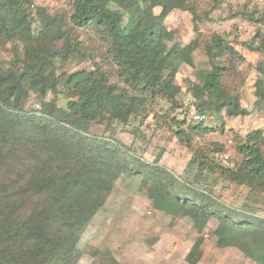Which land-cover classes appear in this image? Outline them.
Wrapping results in <instances>:
<instances>
[{"label":"trees","instance_id":"1","mask_svg":"<svg viewBox=\"0 0 264 264\" xmlns=\"http://www.w3.org/2000/svg\"><path fill=\"white\" fill-rule=\"evenodd\" d=\"M69 1V11L49 13L32 0H0V47L9 43L12 54L9 61L0 63V172L6 154L3 148L8 145L30 146L28 151L40 163L23 185L11 189V195L2 193L0 186V264H74L82 231L123 174L140 178L156 210L189 217L198 232L215 214L216 245L236 247L264 264V219L238 218L218 209L205 195L208 199L187 195L185 190H194L185 185L176 191L172 189L174 177L165 167L138 161L123 145L102 142L87 133L93 123H126L143 111L147 98L153 101L158 94L177 105L181 86L175 76L182 64L194 65L193 52L200 41L195 37L179 49L169 46L172 32L164 21L176 9L196 17L197 0ZM87 32L91 35L83 42L81 35ZM93 40L97 46L89 45ZM211 42L204 46L210 67L197 69V81L187 84L197 112L201 115L208 109L216 116L222 110L228 116L245 115L235 87L227 82L231 66L213 61L216 52H229L238 60L244 57L224 34H214ZM241 44L262 55L255 95L263 100L264 33L257 31ZM73 56L88 58L91 68L58 73L57 65ZM60 87L65 92V107L44 102L48 92L56 94ZM31 93L40 99L38 111L24 109ZM199 115L187 133L178 131L188 146L190 134L212 130ZM217 144L214 149L221 152L224 146ZM235 150L242 155L236 169L200 159L197 173L201 176L216 167L226 181L244 185L253 194L264 192L261 130L238 138ZM26 195L39 199L33 211L21 208ZM201 244L198 237L186 256L189 262H195Z\"/></svg>","mask_w":264,"mask_h":264},{"label":"rangeland","instance_id":"2","mask_svg":"<svg viewBox=\"0 0 264 264\" xmlns=\"http://www.w3.org/2000/svg\"><path fill=\"white\" fill-rule=\"evenodd\" d=\"M32 2L35 6L44 7L49 13L71 9L69 0ZM197 2L196 17L176 9L164 21L172 32L171 39L167 41L169 46L179 49L195 37L200 41L199 47L193 52L194 65L182 64L175 76L176 83L181 86L177 105L168 103L158 94L153 101L147 98L143 103V111L130 117L126 123H93L87 133L96 135L99 141L123 145L138 161L165 167L174 177L172 189L176 191L185 185L194 190V193L185 190L187 195L196 198L205 195L216 203L218 209L233 212L238 218L249 216L264 219V192L253 194L244 185L226 181L216 167H212L211 171L204 170L201 176L197 173L200 159L208 164L215 161L218 165L236 169L242 158L235 150L238 138L254 130H261L264 137V99L258 100L255 95V82L261 77L258 69L262 55L247 50L241 44L242 41L250 40L257 31L264 33V0ZM155 11L158 12L159 8ZM214 34H224L226 40L244 57L238 60L229 52H216L213 61H225L231 66L227 82L231 81L230 88L235 87L240 106L247 110L245 115L228 116L222 110L216 116L208 109L199 115L196 100L187 90L188 81H197L196 70L210 67L204 46L207 42L212 43ZM88 35L91 32L82 33L83 42H87ZM89 45L97 46L98 42L93 40ZM9 48V43L0 47V63L12 58ZM91 66L92 62L88 58L73 56L64 65L58 64L57 71L70 72ZM112 80L117 81V77ZM64 96L65 92L60 87L56 94L48 92L43 100L54 101L57 106L65 107ZM40 105L39 97L31 93L24 103V109L28 112L38 111ZM198 115L203 124L212 130L201 135L190 134L191 144L188 146L186 138L181 139L178 131L185 129L187 133L188 125L199 120ZM176 121L185 123L178 125ZM217 143L224 146L221 152L214 149ZM28 147L8 145L3 148V154H6L1 160L2 193L11 195V189L16 187L14 190H17L23 185L40 164ZM140 182V178L128 174L121 175L115 181L103 206L80 235L74 264H260L236 247L220 248L216 245L213 231L218 219L215 214L198 232L189 217L156 210L146 196L147 188ZM205 196L203 198L208 199ZM23 201L25 206L21 208L29 212L38 205L39 199L26 195ZM198 237H201L202 244L194 254L195 262L191 263L186 256Z\"/></svg>","mask_w":264,"mask_h":264}]
</instances>
